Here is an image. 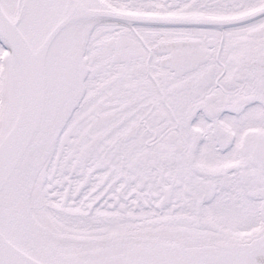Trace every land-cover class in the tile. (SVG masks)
<instances>
[{
  "label": "snow or ice",
  "instance_id": "snow-or-ice-1",
  "mask_svg": "<svg viewBox=\"0 0 264 264\" xmlns=\"http://www.w3.org/2000/svg\"><path fill=\"white\" fill-rule=\"evenodd\" d=\"M0 264H264V0H0Z\"/></svg>",
  "mask_w": 264,
  "mask_h": 264
}]
</instances>
